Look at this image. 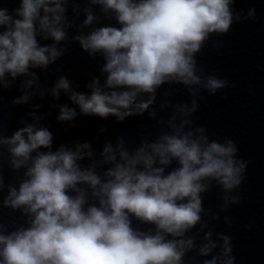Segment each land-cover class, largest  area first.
Returning <instances> with one entry per match:
<instances>
[{"label":"clouds","instance_id":"1","mask_svg":"<svg viewBox=\"0 0 264 264\" xmlns=\"http://www.w3.org/2000/svg\"><path fill=\"white\" fill-rule=\"evenodd\" d=\"M84 2L82 10L77 0H19L11 10L0 6V93L19 77H28L22 88L39 87L34 70L47 71L68 50L61 45L69 41L66 29L73 21L66 13L73 4L74 15L83 11L85 18L71 39L89 58L102 59L101 76L85 84L87 94L59 76L54 98L62 90L81 115L111 116L117 123L144 115L165 85L182 86L191 101L175 106L163 101L161 109L173 107L167 130L159 128L161 119L155 138L141 137L135 147L122 137L107 140L99 158L87 141L54 145L53 133L38 126L42 117L34 113H28L34 123L21 121L24 126L10 136L0 124V193L7 188L0 208L24 218L19 225L0 219V264H185L186 254L197 248L188 233L198 224L201 231L207 227L202 194L219 188L221 210L241 199L233 193L248 164L238 158L236 142L211 139L193 117L206 99L201 91L215 95L229 87L214 73L198 74L204 72L197 55L210 37L226 35L242 13L234 12L236 0ZM248 16L255 19V9ZM102 18L115 23L103 24ZM162 94L170 97L171 88ZM28 100L24 94L9 103ZM59 109L58 122L77 116L76 108ZM156 115L153 108L149 118ZM5 152L16 186L5 183ZM218 235L222 245L211 241V231L205 234L197 255L211 259L202 264H235L232 238ZM218 247L222 251L212 255Z\"/></svg>","mask_w":264,"mask_h":264},{"label":"water","instance_id":"2","mask_svg":"<svg viewBox=\"0 0 264 264\" xmlns=\"http://www.w3.org/2000/svg\"><path fill=\"white\" fill-rule=\"evenodd\" d=\"M79 8L86 7L84 0H77ZM0 6L12 9L19 6V0H0ZM74 5H67V16L73 21V27L66 29L69 41L63 42L61 46H67L66 54L58 59L56 64L50 65L47 71L35 69L38 76L39 87L33 85L31 88L24 89L21 82L28 77H19L12 86L4 89L0 96V124L4 128V135L10 136L17 128L24 126L21 121L34 123L33 116L42 117L38 126L43 125L49 128L54 135V145L61 143L71 144L73 141L90 142L95 150L97 158L107 140L113 143L117 138L122 137L126 143L135 147L140 142L141 137L154 139L157 132V121L163 120L159 125L162 130H167V120L173 113V107L161 109L163 101L168 100L172 106L191 101V97L182 86L165 85L157 94L154 105L142 116L126 118L124 122L117 123L115 117L102 119L95 116H83L79 113V108L68 98V94L61 90L58 99L54 98L51 90L54 88L59 76H67L72 82L76 91L89 93L90 90L85 84L90 81L92 76H101L100 66L102 59L97 57L91 59L87 53L83 52L79 43L72 41V37L79 34L77 26L85 18L83 11L76 17L72 11ZM234 12L242 13L239 22L232 25L231 30L226 35H213L197 55L198 66L203 69L204 74H216L221 79L229 82V87L209 95L206 91H201L206 97L199 101L198 111L194 114L195 123L206 126L211 139L230 138L238 143L239 133L248 98L252 75L257 58L262 28L264 24V0H236L233 5ZM255 9V19L248 16L249 10ZM94 11L99 14V8L94 7ZM103 24H114V20L103 19ZM97 25H93L95 27ZM82 31L86 34L89 29ZM51 43V41H41ZM70 42V43H69ZM215 44V46H214ZM103 78L101 77V80ZM76 85H79L77 88ZM171 88L170 97L163 96V92ZM43 92V95H41ZM28 94L27 103L15 106L10 105V101L21 95ZM146 98V97H145ZM68 105L76 108L77 116L72 122H58L59 106ZM156 110L157 115L154 119L149 118V112ZM74 125V126H70ZM14 174L9 170L7 164V153L5 152L4 179L6 184L16 186L13 179ZM7 195V188L0 193V199ZM204 196L203 207L205 212L201 214L202 223L207 222V227L202 231L198 224L188 235L196 238L197 248L185 256V264H202L208 257L197 255L198 248L205 243L204 236L208 231L212 232L211 241H214L219 219H213L216 214H221V204L223 203L222 192L219 188H214L212 192L202 194ZM209 209L211 211H209ZM0 219L8 225H19L24 222V218L19 212H13L8 208H0Z\"/></svg>","mask_w":264,"mask_h":264}]
</instances>
